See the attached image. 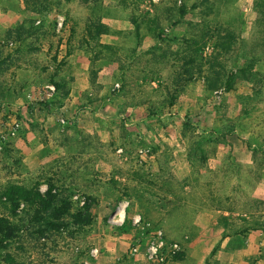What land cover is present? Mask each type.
<instances>
[{
    "label": "rangeland",
    "instance_id": "1",
    "mask_svg": "<svg viewBox=\"0 0 264 264\" xmlns=\"http://www.w3.org/2000/svg\"><path fill=\"white\" fill-rule=\"evenodd\" d=\"M260 3L0 0V218L17 227L3 254L264 264ZM8 184L52 185L66 226L27 227L24 202L13 216L4 200Z\"/></svg>",
    "mask_w": 264,
    "mask_h": 264
},
{
    "label": "trees",
    "instance_id": "2",
    "mask_svg": "<svg viewBox=\"0 0 264 264\" xmlns=\"http://www.w3.org/2000/svg\"><path fill=\"white\" fill-rule=\"evenodd\" d=\"M261 5H256L257 8L264 7V0H261ZM259 10V9H256ZM179 16L186 15L185 8H178ZM150 16V15H149ZM156 16H151L153 19ZM53 186L49 185L45 193H41L36 186L29 188L20 184H8L3 189L4 200L10 205V210L13 216H16V209L19 202H24L27 207V213H31L27 218V227H32L33 223L38 227L36 232L44 235L50 230L58 231L60 228L66 226L62 223V218L67 211L65 203L60 206H55L56 197L52 193ZM74 220L82 222V216L74 214ZM6 228V230H4ZM17 227L13 225H6V222L0 218V264H17L15 258L10 253L3 254L7 246L17 237Z\"/></svg>",
    "mask_w": 264,
    "mask_h": 264
},
{
    "label": "crops",
    "instance_id": "3",
    "mask_svg": "<svg viewBox=\"0 0 264 264\" xmlns=\"http://www.w3.org/2000/svg\"><path fill=\"white\" fill-rule=\"evenodd\" d=\"M10 2L9 1H5V4H9ZM17 18H18V16H17ZM65 54V59L66 60H70L71 61V58L72 57H76V58H81L82 56H80V55H77V54H67V53H64ZM72 69H73V73H75V72H80V70H82V69H84V67H72ZM81 72H84V70L83 71H81ZM28 78H29V75H27V70H25V69H19L18 70V72H17V80L19 81V82H24V81H26V80H28Z\"/></svg>",
    "mask_w": 264,
    "mask_h": 264
},
{
    "label": "built area",
    "instance_id": "4",
    "mask_svg": "<svg viewBox=\"0 0 264 264\" xmlns=\"http://www.w3.org/2000/svg\"><path fill=\"white\" fill-rule=\"evenodd\" d=\"M17 127H18V124H15L14 127L12 128V130H13L12 134L14 133V130ZM0 136H2V135H0ZM162 244H163V241H162L161 233H159V236H158L157 240H154L151 243L150 252L156 253V251H158L159 248H161Z\"/></svg>",
    "mask_w": 264,
    "mask_h": 264
}]
</instances>
